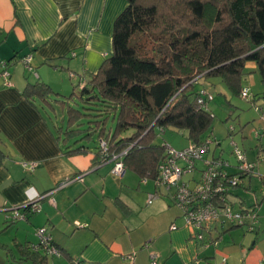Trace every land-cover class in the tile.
<instances>
[{"label": "crops", "instance_id": "0c3cea01", "mask_svg": "<svg viewBox=\"0 0 264 264\" xmlns=\"http://www.w3.org/2000/svg\"><path fill=\"white\" fill-rule=\"evenodd\" d=\"M125 5V0H0V264H74L75 260L80 264H151V254L156 264L219 262V247L209 251L210 246H205L219 231L215 237L210 234L197 240L170 197L171 191L148 181L144 185L138 175H126L127 170L117 178L110 172L114 162L99 163L91 144L86 152L66 154L23 95L27 85L36 82L48 84L61 96L80 78L88 82L112 52L113 22ZM27 54L32 55V71L21 62ZM2 61L8 62L11 86L5 85L1 75ZM260 82L251 75L248 84H242L256 96L252 102L264 99V82ZM198 88L213 95L205 84ZM254 89L261 91V97ZM261 125L248 130L255 140L250 144L254 150L247 151L234 140L249 161L264 154L259 149L264 147V137H255ZM216 149L210 148L211 158L226 160L227 172L237 173V162L223 157L222 147L219 153ZM68 179L70 183L52 193L56 206L43 198L39 212L21 207L24 217L11 218L14 207ZM239 190L232 189L233 202ZM240 200L245 208L257 203V213L258 206L264 205L257 199L249 204L245 198ZM40 227L47 228L58 255L45 258L26 248L38 242L35 231ZM216 227L213 223L210 229ZM260 231L259 226L254 233L242 231V239L237 240L240 246H224L229 253L224 263L235 261V256L242 258L239 264H258L264 256ZM246 245L249 249L244 251ZM131 253L133 262L126 258Z\"/></svg>", "mask_w": 264, "mask_h": 264}, {"label": "trees", "instance_id": "16d2710c", "mask_svg": "<svg viewBox=\"0 0 264 264\" xmlns=\"http://www.w3.org/2000/svg\"><path fill=\"white\" fill-rule=\"evenodd\" d=\"M125 1L113 22L112 52L88 82L79 79L78 101L74 93L61 96L43 82L27 85L23 95L66 154L86 152L93 144L99 163L120 155L124 168L140 181L154 180L166 157V143L154 142L157 131L162 135L173 127L184 130L190 143L210 139L220 145L212 134L209 103H197L199 81L218 78L240 94L244 66L254 62L264 82V0ZM56 104L63 117L51 125L42 109ZM228 132H233L230 127ZM229 176L242 181L248 175ZM256 205L245 208L240 203L239 210L257 212ZM219 224L221 233L244 226L238 221Z\"/></svg>", "mask_w": 264, "mask_h": 264}, {"label": "built area", "instance_id": "2783aa9c", "mask_svg": "<svg viewBox=\"0 0 264 264\" xmlns=\"http://www.w3.org/2000/svg\"><path fill=\"white\" fill-rule=\"evenodd\" d=\"M32 55L27 54L21 58V62L25 68L32 71L31 66ZM8 62L2 61V72L6 86H11L8 79L9 71L7 70ZM240 95L244 99H252V94L248 88H242ZM213 99V95L206 89H201L197 97L199 105L206 106L209 101ZM233 126H230V131H233ZM255 137H264V127L255 131ZM101 146L105 149V142L100 141ZM212 140L208 139L202 144L190 143L186 149L174 150L170 146H165V159L159 166V174L154 183L157 187L167 191H171L170 197L174 204L181 210L184 223L191 228L194 237L197 240L203 241L206 233L211 234V225L225 222L238 221L247 227V230L253 231L256 227L257 212L248 209L241 211L234 209L229 203L228 197L231 195V190L237 183L241 181L238 176H229L226 170L228 166L227 161L220 158H206L205 155L210 151V144ZM230 145L232 146V153L237 159V173L233 175H253L261 176L257 171L259 161H264V156H259V161H249L244 151L237 145L234 139L231 138ZM261 150V149H260ZM262 151V150H261ZM125 153V152H123ZM122 153V154H123ZM113 161V166L110 170L111 174L117 178L124 174V165L120 160V155H114L109 161ZM180 160V161H179ZM198 160H203L204 167L200 169V174L196 178L184 179L185 176L196 169ZM181 162V165L178 164ZM34 163L29 164V169H33ZM186 174V175H185ZM195 179V180H193ZM193 180V181H192ZM142 182H147L148 179H142ZM71 180H67L58 185L54 190L48 191L39 195L36 199L28 201L27 203L14 207L12 209V219H22L24 216L19 212L21 207H28L32 213L40 211L39 201L47 198L48 201L56 206V201L52 197V193L57 189L67 185ZM151 195L148 202L151 201ZM174 228V226H171ZM38 242L31 245L34 251H40L47 256H55L59 254L58 249L53 244V238L46 227L37 228L35 231ZM213 242L216 244V239H210L206 242ZM206 243L205 246H208ZM131 262L134 259V253L126 255ZM151 264H156L155 254L150 255ZM264 264V258L259 262ZM74 264H80L79 260H75Z\"/></svg>", "mask_w": 264, "mask_h": 264}, {"label": "rangeland", "instance_id": "374dc122", "mask_svg": "<svg viewBox=\"0 0 264 264\" xmlns=\"http://www.w3.org/2000/svg\"><path fill=\"white\" fill-rule=\"evenodd\" d=\"M244 71H245V75L243 76L244 77L243 82L245 84H248V78L251 75L255 76L258 85L261 83L260 82L261 78H260L256 63L247 62L244 66ZM211 83L213 85H211ZM200 84L201 85L205 84V86L207 85V87H209V89H211L213 93V99L209 101V109L213 114L212 134L214 136V140H218L221 143V145H217V146H214V144L211 143L210 148L212 150L213 147H217L216 149L217 152L215 151V153H219V150L222 147L223 153H224L223 157L227 158V160L231 162L233 161L237 162L235 155L232 153V146L230 145V140L232 138L235 141H237L239 144L245 145L247 151L254 150V148L251 147L250 144H253L255 140H253L254 138L248 134V130L253 125H256L257 123H261L262 124L261 126H264V99L255 100L254 102H251L250 99H244L241 97L240 94H236L232 92V90H230L218 78L202 79L200 81ZM70 85H71L70 89L66 91L64 95L69 96V94L74 93L75 100L78 101V98L76 97V95H79L80 88L77 83L75 85L74 83H71ZM258 90L254 89L253 92L254 93L258 92L257 94H259V96L261 97V94H260L261 91H258ZM251 94L253 95V93ZM42 112L46 116L49 124L56 125V124L61 123L63 114L61 112V108H59L57 104L54 109L45 107V109H42ZM231 125L236 129L234 135L228 133V128ZM241 130L243 131L241 132ZM244 132L245 134H243ZM131 133L132 131L129 130L125 134L130 135ZM243 135H246V137L245 136L243 137ZM154 142L159 146L163 142H165L167 146H170L174 150L186 149L190 144V140L187 138V133L184 130H179L173 127H166L162 135H159L157 131V137L155 138ZM211 150L205 155L209 159H211ZM248 157L252 158L253 155L248 154ZM227 163L229 165V162ZM178 164L181 165V162H179ZM203 167H204L203 160H198L196 169L192 172H189L187 175L185 174L186 176L184 179L186 180L189 178L192 179V178L198 177L200 174L199 170L202 169ZM259 170L257 171L259 172V174H261V176H257L256 174H253L250 176H245L242 179V181H240L241 184L236 187L237 189H240L239 190L240 195H238L237 199L233 202L234 204L233 208L235 209L240 208L239 206L240 205L239 202L241 201L240 198H245L247 200L246 204L253 202V200L256 201V199L257 201H260V203L264 202V162L260 164ZM126 175H136V174H134L133 171L131 170H127ZM140 182L144 185L146 184L142 181ZM148 182L152 183L154 187L156 188L153 180H148ZM133 187L136 188L137 183H136V186L134 184ZM257 226L261 228L260 238L264 239V205L258 206L256 229H257ZM222 227L223 226H221L220 224H217L216 230L211 229L212 237L219 235L222 232V229H221ZM246 230H247V227L244 225L242 227L235 228L229 232L226 231V232L221 233V237L216 240L217 242L216 244H214L211 241L210 243L206 242V243H209V246H210L209 251L210 250L217 251L219 247V250L222 253L220 254L219 262L216 264H225L224 262L228 258L229 253H227V251L223 249V247L224 246L231 247L233 245L240 246L241 244L240 243L238 244L237 240L242 239L243 237L242 231H244L245 233ZM218 231H219V234H218ZM250 233H254V232H250ZM206 235L207 237L209 236L208 233H206ZM216 238H213V239H216ZM237 248H240V247H237ZM248 249H249L248 245L244 246V251H247ZM234 258H235L234 259L235 261H232L230 264H239L240 260L242 259L240 257V260H239L235 256ZM262 258H264V256H262Z\"/></svg>", "mask_w": 264, "mask_h": 264}, {"label": "water", "instance_id": "95a60500", "mask_svg": "<svg viewBox=\"0 0 264 264\" xmlns=\"http://www.w3.org/2000/svg\"><path fill=\"white\" fill-rule=\"evenodd\" d=\"M124 173H125V170H124Z\"/></svg>", "mask_w": 264, "mask_h": 264}, {"label": "clouds", "instance_id": "9594fccd", "mask_svg": "<svg viewBox=\"0 0 264 264\" xmlns=\"http://www.w3.org/2000/svg\"><path fill=\"white\" fill-rule=\"evenodd\" d=\"M126 170V169H125Z\"/></svg>", "mask_w": 264, "mask_h": 264}]
</instances>
